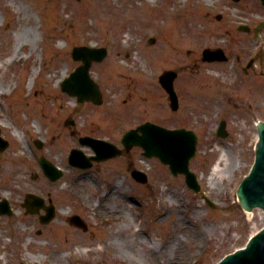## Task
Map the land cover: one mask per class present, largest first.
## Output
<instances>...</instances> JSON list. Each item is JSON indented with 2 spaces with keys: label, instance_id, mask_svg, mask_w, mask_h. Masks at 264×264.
I'll use <instances>...</instances> for the list:
<instances>
[{
  "label": "rangeland",
  "instance_id": "rangeland-1",
  "mask_svg": "<svg viewBox=\"0 0 264 264\" xmlns=\"http://www.w3.org/2000/svg\"><path fill=\"white\" fill-rule=\"evenodd\" d=\"M110 1L111 5H109V10L105 11L101 0H59L57 5H54L53 8L57 11V17L55 18L52 9L49 10L48 7L46 8L47 10H42V8L36 9L32 0H0V56L2 55V49L8 51L11 48L9 43H15L16 35L20 34L21 31L24 30L23 33L29 37V39H26L27 41L21 39L19 41L20 43H29L25 50V53L29 58L25 63H19L18 61H14L13 64L9 62L6 63L5 55L2 56L4 66L0 69V89L4 88L3 90H6L8 94L0 96V115L3 116L6 121L10 122V128L2 131L6 137L12 139L13 142L16 141L11 132L16 127L14 122L16 117L13 116V108L16 109L17 104H14L16 101L15 94L17 92H25L28 96V98L19 97L18 105L29 106L28 104L36 98L38 106L44 105V108L41 109V111H46L48 105H55L58 101V99L56 101V96L54 97L52 91H48L47 88L51 86L56 88L57 79L63 75L66 70L76 65V62L73 61L71 55L68 54L69 50L72 49L74 45L79 44L81 37L98 40L100 42L102 39L107 41V37L110 38V33L105 30H99L100 33L98 34V28L104 24L105 20H108L105 18L113 19L119 15V9H127L130 6L129 2L121 5L117 0ZM166 1L167 0H164V2ZM12 2H14V5ZM215 3L216 7H211L210 14H206L203 10H200L199 13L201 16L196 17L195 20L190 13V9L187 13L182 14L180 18L181 22L185 23L186 17H189V21L184 24V27L189 29L193 28L195 30L198 28L202 33L201 35L206 36V44H203L205 46L216 44L213 41L210 42L212 35H225L229 32L228 30H230V42L225 44H230V49L233 48V44L236 42L245 45L246 50L243 51L244 54L242 56L243 60H245L248 53L247 47L250 48L256 40V31L254 29L249 34L242 32L239 33L237 31V23L240 20L248 21L249 18H255L258 12H264V7L259 0H241L239 3H234L231 0H215ZM133 5H139L138 1L134 0ZM156 5L157 7L160 6V0L156 1ZM89 6H92L94 10H87L86 8ZM14 7L16 8L17 13L20 11V15L17 13L14 15L12 14V9ZM85 9L86 11H84ZM221 10L226 11V15L224 14L223 18L218 20L216 17L218 13L222 12ZM154 11L155 8L151 12ZM235 13L244 17L234 19ZM5 14H7V19ZM133 17L141 19L142 14L135 13ZM92 18H94L93 23H91ZM119 18L120 16H118V19ZM118 19L116 18L114 22ZM159 20L160 18L157 21ZM132 21L137 24L127 22L126 25L128 24V27L125 28V30L130 29L127 33H130L134 40L132 47H134L136 43H142V45H144L145 51L141 52L142 57L130 56L125 58V60H122L125 64L118 61L120 64H123L125 68L127 66L128 70L119 69L118 71H120V74L116 76H112L108 73L107 62L102 64L96 63L93 65L95 69L94 73L98 79L102 81L107 97L110 99L112 98L111 100L108 99L110 100V103L107 102L105 104V108L114 114V125L112 126L115 127V131L121 130L125 128L128 123L133 122L136 115L138 116L139 114H142L140 116L141 118L156 120L168 126L186 124L196 128L201 136L199 145L200 153L195 159H193L192 166L198 167V169L204 174V177H207L209 174L213 160L215 161L219 158L220 154L223 152L227 156V159L225 160L226 162H222L225 169L217 176V187L219 191L212 187L210 183H207L210 185H207V187L210 189L212 195H214L215 200L218 202V206L215 209H211L204 202L200 194H195L187 189L183 182V177L173 176L168 168L163 166L158 160L149 159L150 161L148 163H143L144 160L142 158L141 165L149 167L154 178L164 186L163 189L166 191H162V188L158 190L151 189L152 186L150 184H148V186H138L130 177L128 167H125V165L119 167L118 161L104 165L107 171L114 169L112 175H123L125 182L124 187L127 191H130V188H133L134 190L131 189L132 192L139 193L141 197L147 198L144 212L133 202L129 203L126 198H117L113 201H106L103 198H100L101 195L97 193L98 186H96L95 189V184L97 183L95 175L97 173L92 170L86 176H78V169H73L67 166L68 162L67 159H65V152H67L69 147L61 146L60 139L57 136L58 128L56 127L54 130L52 119H45L44 122V120H41L42 118L40 114L36 116L37 118H33L34 120L38 119L42 123L41 128L43 130L40 134L41 136H38L43 137V135H47L46 143L40 153L43 152L52 160H55L57 164L65 166L66 174L62 181L51 183L47 177L43 176L38 171L39 169L36 167L35 159L33 160L32 152L29 150L28 146H22V153L17 151L19 147L14 148V144L10 143L8 147L9 149L7 148L8 150L6 149L2 152V155L3 157H6L12 156L14 153L24 154V152L30 154L32 160H20L22 163L18 164L19 169L17 171L15 170L16 173L21 175V178L28 177V182L30 184L29 187H32L35 191L40 190L42 192L44 190H49L53 192L54 198L59 199L61 196L56 195V193L64 192L59 188L61 185L67 183L66 192L68 193L62 198V200L68 199L69 203L77 206V208L72 207L73 210H78L87 214L86 216L90 220H95L97 222L101 220L96 217L97 215L95 212L98 211L97 208L103 212L102 205L105 206L107 204L111 208L121 207L124 212L130 211L129 208H131L130 213L134 216V220L131 219V222H129L131 234L134 235L132 231H137L140 228V237L138 235H134L133 237L129 234L130 231L124 226L122 229L126 230L127 233L122 232L123 234H120L116 229V225H122V223L116 219H114L115 221L112 222L109 227V232H112V235L120 234L117 237V241L118 238L124 239L123 247L125 248V246H128L130 250L123 253L116 248L117 246L115 243H113L114 245L111 243L112 247L109 246V248L112 254H100L99 251H93L92 253L86 254L88 255L85 260L86 262H81L80 264H170V262L171 264H193V260L192 262L191 259L189 260L191 252H194L193 256L197 257L201 252L205 251L204 255H206L207 258L211 257L215 248L231 250L235 246L243 244L248 235L264 223V219H261L258 212L253 214L244 213L235 203L236 196L234 192L231 191V188L235 187L236 181L249 169L253 161L254 142L256 140L257 131L255 120L258 118L264 119V103H262V101L258 102L257 100H253L251 97L244 95L241 90H236L234 88L235 92L231 93L233 102L246 99L248 102H253L255 108L252 109V112L248 109H246L248 111L245 112L239 103L228 107L226 98H223L225 97L224 91L227 89V87L224 86V78L220 76L216 79L214 76L207 74L209 73L208 67L214 66L219 69V65H205L202 63L198 64L199 68L194 73H189V69L184 72L182 71L180 79L178 80V88L181 87L180 90L182 89L181 92L183 94L181 102L182 107L175 114V112H172L169 107L168 96L159 85L158 77L163 70L168 68L182 70V68H188L187 65L192 66L197 56L200 54L198 48L195 47V43L202 44L203 40L198 38L201 35L199 34L197 38H191V35L186 36L190 37L192 41L190 40L189 42H186L187 45L185 47L183 46L186 43L176 45L175 47L177 51L175 53V59L164 66L158 67L155 63L159 60L158 57H160V52L164 44L161 34L156 28L153 29L154 26L151 29L137 28L139 22L136 20ZM206 21H208L209 25L204 24ZM112 26L114 29L117 25ZM106 28L109 29V27ZM186 31L187 30H184L183 32L185 33ZM145 35L156 37V43L150 44L148 39L145 41L143 38ZM125 38V35L124 37L120 36L118 39L113 37L107 42L111 54L115 57L117 51L120 50V47L124 43ZM221 39H224L223 36ZM130 42L131 41L128 43ZM139 47L141 48L142 46ZM188 47H190V51L185 52ZM232 52L234 54L238 53L235 52L234 49ZM263 55L259 58L258 62L259 64L261 59L263 60V62H261V67L264 64ZM41 58L43 59L42 63L48 74L44 71L39 74L38 78L30 82L26 72H29L30 77L35 68L38 70L40 65H42ZM151 59L153 61H150ZM147 61H149L148 66L146 65ZM111 68H113V66ZM262 69H264V67H262ZM220 70L226 71L227 68L225 66ZM24 74L27 80V90L25 88ZM190 74L192 77L198 75V77H196L197 80L204 77L206 79V87L201 89L198 88L196 84L192 83L194 81L189 82L185 77H188ZM208 76H211L214 80ZM188 85L190 87H187ZM187 92L188 94L186 95ZM64 94L65 93H63V95ZM10 97H13L12 101ZM42 101L44 102L43 104H41ZM68 102L62 104H69ZM125 102L131 104L128 106L133 108L131 116L128 119L126 118V110H116V107H120V105L121 107H125ZM64 106L59 110L60 112L65 108ZM87 106L89 107V105L86 104V106L80 109L79 115L87 112H97L87 108ZM18 109H20V111L18 112L17 119L20 118V116H24L23 111L26 110V108L21 109V107L18 106ZM128 109L129 108L127 107V110ZM25 112L30 113L32 111L27 109ZM54 114H56V112H54L53 115ZM60 115L63 118L76 117V113L71 114V112L70 114L60 113ZM183 118L185 119V123L182 122ZM223 118L227 119L231 131H234L237 135H241L240 133L242 129V136H238L234 143L214 138L216 127ZM33 138L34 137L26 135L28 141L32 142ZM68 143H77V141L73 139ZM132 154L135 155L134 158L137 163V158H140V150L135 149ZM57 155H59L60 158H58ZM34 167L35 172L38 173L37 179H34L33 175H28L33 172L34 169L32 168ZM92 180L94 183H92ZM22 182L23 180L11 179L10 176L7 178V181H4L7 187L11 189L10 195L14 199L22 198L24 191L31 189L29 187L21 188V185H23ZM208 188L207 190H209ZM103 189L107 190L105 185L101 186V190ZM75 190L88 204H91L89 208H84L86 203L81 204L80 200L78 203L77 200L70 195V193ZM171 195L173 197H171ZM99 199L102 204L101 206H99ZM163 205H173L172 208L175 209L171 208L166 215L159 217L158 213L163 211ZM21 210L23 211V209ZM180 210L182 211V215L187 214L188 217L194 220L196 219L201 227H206V231L202 230L203 228L200 229L198 227V229L194 225V229L200 231L196 243L193 242V238L191 237L186 241L187 247L179 249L178 252L175 246L176 243L173 241L180 233L179 231L175 233V230L178 228V222L181 220L179 219ZM188 213H190V215ZM35 218L36 217L34 216L25 214V212H20L16 218H0V231L9 226L16 234L14 242L5 244L7 248H3L5 255L8 257L10 256L12 262H15V264H19L17 254L22 248V239L24 235H26L25 240L30 238L34 245L39 244L45 246L43 243L48 242V240L50 241L47 233H50L57 227V223H55L56 225H53V227L52 225L47 228L43 227L41 233L38 234L37 230L42 227V225L39 221H36ZM125 219L128 220V216H125ZM188 224L190 223L188 222ZM227 224L231 225L232 228L228 229L224 226ZM22 230H26V233L23 234ZM142 230H146V233L144 234ZM17 233H21L22 236L20 237ZM66 235L71 238V241L63 243L61 246L70 247L72 248L71 250L75 251H77L76 244L79 243L77 241H83L88 237V235H85L80 231L75 232L74 229L70 230V228L69 231L66 232ZM129 237L132 239H129ZM108 238L112 239L113 237L108 236ZM0 239L5 240V237L1 236ZM160 243L161 245L158 247ZM90 244L92 245V243ZM174 246L175 255L171 252V249H174ZM156 248H161L163 251L159 252ZM78 253L84 254L86 251H79ZM41 255L44 257L40 259L43 261L42 264H55L50 260H46L47 254ZM60 255L63 257V261L56 264H72L67 260V256L74 257L72 254H67L66 251H63ZM155 255L157 257H155ZM214 259L215 258H213V260ZM1 261L3 260L1 259ZM208 262L209 261L204 260L203 262L199 261L195 264H208ZM211 262L212 261L209 263Z\"/></svg>",
  "mask_w": 264,
  "mask_h": 264
},
{
  "label": "water",
  "instance_id": "water-1",
  "mask_svg": "<svg viewBox=\"0 0 264 264\" xmlns=\"http://www.w3.org/2000/svg\"><path fill=\"white\" fill-rule=\"evenodd\" d=\"M263 146H264V137H263V142H262ZM262 177L263 179H259L258 181H256V183L254 182L253 184H251L250 188L248 189L251 193V198H261V203H264V167L262 169ZM241 179V177H239V179L236 181L235 186H237V183L239 182V180ZM258 229V228H257ZM261 239V238H260ZM258 239V240H260ZM263 244V249L259 248V252L261 253L258 257H260V259L262 260V263L264 264V242H262Z\"/></svg>",
  "mask_w": 264,
  "mask_h": 264
},
{
  "label": "bare ground",
  "instance_id": "bare-ground-1",
  "mask_svg": "<svg viewBox=\"0 0 264 264\" xmlns=\"http://www.w3.org/2000/svg\"><path fill=\"white\" fill-rule=\"evenodd\" d=\"M38 4H40V3H38ZM138 9V8H137ZM140 11H143L144 10V8H140L139 9ZM162 26H165V23L163 22V25ZM172 23H171V21L169 22V24L168 25H166V27H167V29H165V31L167 32V35L170 37L171 36V34L173 33V30H172ZM22 33V32H21ZM26 37L27 36H22V38L23 39H26ZM166 46H167V44H166ZM168 47V46H167ZM1 88V87H0ZM224 157H227L226 156V154L224 153ZM223 158L221 157L220 158V160H219V163L221 162V160H222ZM219 163H217L216 164V166L214 167V173H213V176L215 175V174H217L218 173V171H219V167H220V165H219ZM213 181H214V178H213ZM187 231V230H186ZM192 234H196L197 235V233H195V232H191ZM180 247V246H179Z\"/></svg>",
  "mask_w": 264,
  "mask_h": 264
}]
</instances>
